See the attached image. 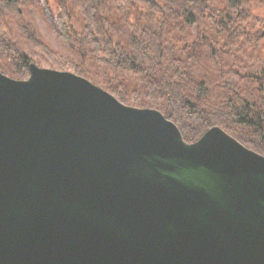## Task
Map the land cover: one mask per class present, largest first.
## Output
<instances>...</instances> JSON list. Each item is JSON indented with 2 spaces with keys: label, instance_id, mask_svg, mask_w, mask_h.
<instances>
[{
  "label": "water",
  "instance_id": "water-1",
  "mask_svg": "<svg viewBox=\"0 0 264 264\" xmlns=\"http://www.w3.org/2000/svg\"><path fill=\"white\" fill-rule=\"evenodd\" d=\"M29 67L0 71V264H264V155Z\"/></svg>",
  "mask_w": 264,
  "mask_h": 264
},
{
  "label": "trees",
  "instance_id": "trees-1",
  "mask_svg": "<svg viewBox=\"0 0 264 264\" xmlns=\"http://www.w3.org/2000/svg\"><path fill=\"white\" fill-rule=\"evenodd\" d=\"M32 2L42 7L64 42L75 44L71 45L74 52L112 66L117 71L115 79L102 82L73 56L39 42L31 22L23 23V19L20 22L22 7ZM62 2L60 13L53 14L47 0H0V62L6 58L10 67L0 63L1 70L27 78L30 63L36 61L71 71L91 79L126 105L160 110L177 124L189 143L219 125L242 144L264 155V109H258L251 90L239 88L236 78L243 70L251 72L250 64H239L243 70L232 65L225 68L217 51L210 48L217 45L226 53L234 46H241L245 39H252L248 22L240 15L246 10L248 0H229L235 11L227 4L220 6V0ZM68 3L83 10L82 29L69 32L64 19L69 14ZM9 16L19 19L27 39L38 45L39 52L34 48L28 51L11 33ZM192 26L196 28L190 35L188 29ZM254 33L262 37L264 28L258 26ZM216 36L222 39L215 42ZM261 74L264 81L263 70Z\"/></svg>",
  "mask_w": 264,
  "mask_h": 264
},
{
  "label": "rangeland",
  "instance_id": "rangeland-1",
  "mask_svg": "<svg viewBox=\"0 0 264 264\" xmlns=\"http://www.w3.org/2000/svg\"><path fill=\"white\" fill-rule=\"evenodd\" d=\"M60 2L63 4L62 0L60 1L59 0H47V3L49 4L51 12L53 14L60 13L59 11ZM68 4H69V9L66 11V13H69V14H67V16H65L64 19H65L66 24H68L69 26V32H71L72 29L74 28L78 30L82 29L84 26V21L82 20L83 10L82 9L77 10L75 8H72L71 3H68ZM223 4H227V6L230 9H233L234 11L236 10V7H234V5L233 6L230 5L229 0H220L219 5L223 6ZM22 9H23V13L21 15L20 22L22 21V19L24 20L23 23L31 22V24L34 26L37 32L38 41L39 40L42 41V43L51 50H56L60 53L73 56V59H75V61L86 65L89 68V70H91V72H93L96 75V77H98L99 80L102 82H105V80L107 79H111V80L115 79V77L117 76V71L113 69L112 66L106 63H103L101 61L99 62L92 61L89 57H85V55L84 57H81L79 53L74 52L72 50V46L74 47L75 44H73L72 42H70L71 44L69 42L66 43L64 42L63 38L59 37L56 30L49 23V20L45 17L46 15L44 14L41 6L39 7L37 4L32 2L27 5H24ZM240 15H242V18L244 20H247L250 32L252 33V39L250 38L245 39V41L243 42L241 46H234L230 51L226 52L227 54L225 53V51L220 50V46L211 45L210 48L214 47V51H217L215 53H217L218 55L221 66L225 68L229 65H232L234 68L236 67V69L243 70V68L238 66L239 64H245V63L250 64L249 68L252 69L251 72L248 73L243 70L242 75L236 74L237 76L236 78L240 82L239 88H241L242 91H246L248 89L251 90L252 98L257 102L256 106L258 107V109L259 108L264 109V99H262V97L264 96V92L262 90L264 87V81H262L260 78L262 75L261 71L262 70L264 71V35L262 37H256L254 33V30H256L258 26L264 28V0H248L246 10L243 11V13H241ZM8 20L12 24L11 33L15 35L17 40L24 47L28 48V51L34 48L35 50H38L39 52L40 50L38 48V45L35 46L33 43L30 42L29 39H27V33H25L23 30V27L20 26L19 19H17L16 16H9ZM195 28L196 26L195 27L192 26L188 29V32L190 35H192V33L195 32ZM221 39H218V37L216 36L215 42H218ZM222 43L223 41L220 43V45ZM80 57L82 58V60H80ZM85 58H87L86 62H85ZM6 61L7 59L5 58L0 63L2 64L3 67H7L9 69L10 68L9 64ZM31 63H35L39 67L52 68V67H49L48 65H43L36 61H33ZM213 63L210 62V64L212 65ZM204 66L205 64L202 65V67ZM53 69H56V68H53ZM0 71L12 78L22 79V78H18L17 75H14L7 70H4L5 71L4 72L3 70L0 69ZM23 79H26V78H23ZM89 80L92 81L91 79ZM252 150L254 149L252 148Z\"/></svg>",
  "mask_w": 264,
  "mask_h": 264
}]
</instances>
